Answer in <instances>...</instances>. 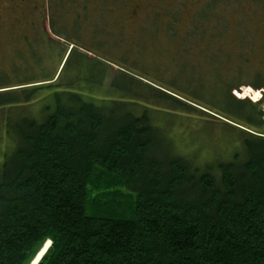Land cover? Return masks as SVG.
<instances>
[{"label":"trees","instance_id":"16d2710c","mask_svg":"<svg viewBox=\"0 0 264 264\" xmlns=\"http://www.w3.org/2000/svg\"><path fill=\"white\" fill-rule=\"evenodd\" d=\"M253 1L262 12L196 13L234 41L200 48L193 88L181 76L142 84L124 67L108 77V63L57 41V72L16 52V81L0 75V264H29L47 240L41 264H264V92L232 94L264 91V0ZM198 98L241 125L210 159L183 153L159 121Z\"/></svg>","mask_w":264,"mask_h":264},{"label":"rangeland","instance_id":"374dc122","mask_svg":"<svg viewBox=\"0 0 264 264\" xmlns=\"http://www.w3.org/2000/svg\"><path fill=\"white\" fill-rule=\"evenodd\" d=\"M153 1L150 0V4ZM181 1L184 2L181 4L182 7L179 6L178 0H162L155 8L159 12H153L152 9L154 7H149L148 10L150 12H137L133 20L130 12H87L88 16H86V21L83 23L84 27L80 29L82 39L79 40L78 44L81 50L86 51V55L89 57L94 56L126 62L124 64H108L106 71L108 77H120L121 68L124 67L130 73L129 75L141 80L142 84L147 82L148 79L160 85L159 81H170L169 79L172 77L181 76L179 80H189L190 87L193 88L196 83L202 81L199 76L192 75L191 66L193 65L191 63L198 64L207 59V54H202L205 51L200 48H209L215 45L223 46L225 44L232 47L231 43L234 41L232 36L216 38L213 35L217 27L213 17L209 18L202 26L197 25L199 26L197 27L195 25L196 13L202 12L203 9L205 10L206 5L211 6L207 9V12H262L263 9L254 3L253 0H229L231 5H228L230 3L225 0ZM161 10H164V12H160ZM4 13L3 19L0 21V75L7 76L13 82L16 81V74L12 72V66L16 63L14 57L17 55L15 54L16 52L18 54L19 51L23 52L24 56L27 57H31L30 53L41 56L40 60L32 59L31 61L44 63L36 66L47 70V72L54 70L57 72L61 61L60 57L66 52L63 51L62 53L58 49L52 50L50 48L49 45H51V40L53 39L43 38L41 37L42 33H37L35 29L38 26H36L37 24H32V21L35 20L30 19V12H24L28 22H25L27 26L22 27L20 30L16 28L17 24L14 26L12 21V16H19V13ZM64 13L44 12V15L46 14V19L48 16L52 19H60V17L65 15ZM172 16L173 20H175L174 25L171 24ZM117 18L122 19V23H118ZM40 19L44 20L43 17ZM68 24L66 23V28H68ZM100 25L104 26V28L97 29ZM219 27L221 28V26ZM230 30L234 31V27H231ZM24 34L29 35V44L23 42L22 36ZM44 39L49 40V43L46 44ZM65 48L67 49V47ZM185 48L188 50L187 52L182 51ZM132 66H135V68ZM183 67L188 69V72H186L187 76L184 75L185 72H181ZM231 67L233 68V66ZM197 69L201 68L196 67V72ZM70 73L71 70L68 69L66 75H70ZM18 76L20 77V73ZM157 78L158 80H156ZM203 78L206 80L204 88L207 89L209 78L207 75H204ZM105 85L100 89L95 88L94 94L97 96L104 95L106 93ZM138 86L140 87V84ZM245 87L247 86H242L241 88ZM206 93L208 91H204L203 94ZM203 99L198 98L196 100L200 105L195 102H188L192 106L190 113L176 111L157 113L160 116L159 121L166 125L168 134L174 138L177 148L185 154L196 156L198 159H210L211 156L209 154H211L213 148L216 153H219L224 148L227 149L234 146L231 143L225 145L224 141L227 139L226 135H233L234 132H237L236 128L241 129V125L215 113L216 109L213 107V103H207ZM259 107L264 111V102ZM47 243L50 246V240L44 243L45 246ZM36 256L37 254L29 264H33Z\"/></svg>","mask_w":264,"mask_h":264},{"label":"flooded vegetation","instance_id":"af4514ba","mask_svg":"<svg viewBox=\"0 0 264 264\" xmlns=\"http://www.w3.org/2000/svg\"><path fill=\"white\" fill-rule=\"evenodd\" d=\"M160 1L162 0H154L150 4V0H0V21L3 19L4 12L19 13V16H12V21L14 26L17 24L16 28L20 30L22 27L27 26L25 22H28L24 12H30V19L35 20L32 21V24H37L38 27H35V30H37V33H42L41 37L52 38L51 41H57L63 47H67L68 51L76 48L78 51L86 53V51L81 50L78 43L82 39L80 29L84 27L83 23L86 21V16H88L87 12H130L133 20L137 12H150L149 7H154L153 12H159L155 8ZM178 2L180 3L179 6L182 7L181 4L184 2L181 0H178ZM44 12H65V15L60 19H52L49 16L46 19ZM160 12H164V10ZM41 17L44 20H41ZM117 22L122 23V19L117 18ZM66 23H69L68 28H66ZM100 28H104V26L100 25L97 29ZM96 31L95 33H97ZM88 58L98 59L108 64L126 63L94 56H88Z\"/></svg>","mask_w":264,"mask_h":264},{"label":"built area","instance_id":"2783aa9c","mask_svg":"<svg viewBox=\"0 0 264 264\" xmlns=\"http://www.w3.org/2000/svg\"><path fill=\"white\" fill-rule=\"evenodd\" d=\"M240 90V91H239ZM239 90H233V94L238 97V98H248L249 100H251L252 102H256L258 100L261 99L262 97V90H257V91H253L251 88L249 87H245V88H240Z\"/></svg>","mask_w":264,"mask_h":264},{"label":"water","instance_id":"95a60500","mask_svg":"<svg viewBox=\"0 0 264 264\" xmlns=\"http://www.w3.org/2000/svg\"><path fill=\"white\" fill-rule=\"evenodd\" d=\"M44 248H45V244H44V245L42 246V248L38 251L37 256L43 251ZM47 248H48V247H47ZM47 248H45L43 254L46 252ZM43 254L40 256V258L43 256ZM37 256H36V257H37ZM40 258H39V260H40ZM38 263H39V261L37 262V264H38ZM39 264H41V263H39Z\"/></svg>","mask_w":264,"mask_h":264},{"label":"bare ground","instance_id":"6f19581e","mask_svg":"<svg viewBox=\"0 0 264 264\" xmlns=\"http://www.w3.org/2000/svg\"><path fill=\"white\" fill-rule=\"evenodd\" d=\"M48 246H49V245H48V243H47L46 246H45V248H47ZM45 248H44L43 251H42V252L36 257V259H35V261L33 262V264H35V263L39 260L40 256L43 254Z\"/></svg>","mask_w":264,"mask_h":264}]
</instances>
